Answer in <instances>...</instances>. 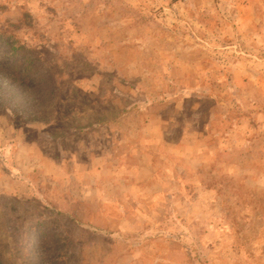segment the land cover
Instances as JSON below:
<instances>
[{"label":"rangeland","instance_id":"1","mask_svg":"<svg viewBox=\"0 0 264 264\" xmlns=\"http://www.w3.org/2000/svg\"><path fill=\"white\" fill-rule=\"evenodd\" d=\"M12 25L59 90L0 103L4 264H264V0H0Z\"/></svg>","mask_w":264,"mask_h":264},{"label":"trees","instance_id":"2","mask_svg":"<svg viewBox=\"0 0 264 264\" xmlns=\"http://www.w3.org/2000/svg\"><path fill=\"white\" fill-rule=\"evenodd\" d=\"M18 25L0 30V103L12 107L32 106L29 118L47 121L52 111V103L58 94L56 75L45 65L41 56L17 35ZM7 82V84H5ZM47 233V232H46ZM53 232L48 233V237ZM49 237V238H50ZM57 242L67 245L68 253L74 242L68 233L56 234ZM0 264H4L0 258ZM41 264H51L48 260Z\"/></svg>","mask_w":264,"mask_h":264}]
</instances>
